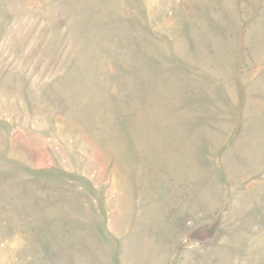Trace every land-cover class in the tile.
<instances>
[{
	"label": "rangeland",
	"instance_id": "1",
	"mask_svg": "<svg viewBox=\"0 0 264 264\" xmlns=\"http://www.w3.org/2000/svg\"><path fill=\"white\" fill-rule=\"evenodd\" d=\"M0 264H264V0H0Z\"/></svg>",
	"mask_w": 264,
	"mask_h": 264
}]
</instances>
